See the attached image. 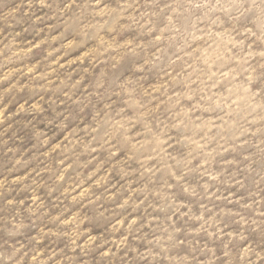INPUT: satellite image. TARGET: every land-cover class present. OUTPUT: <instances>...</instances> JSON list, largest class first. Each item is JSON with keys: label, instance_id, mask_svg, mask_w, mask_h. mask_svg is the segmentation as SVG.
Here are the masks:
<instances>
[{"label": "rangeland", "instance_id": "374dc122", "mask_svg": "<svg viewBox=\"0 0 264 264\" xmlns=\"http://www.w3.org/2000/svg\"><path fill=\"white\" fill-rule=\"evenodd\" d=\"M0 264H264V0H0Z\"/></svg>", "mask_w": 264, "mask_h": 264}]
</instances>
